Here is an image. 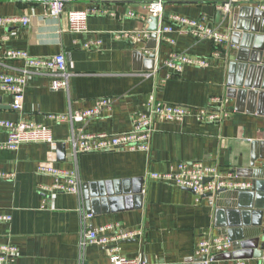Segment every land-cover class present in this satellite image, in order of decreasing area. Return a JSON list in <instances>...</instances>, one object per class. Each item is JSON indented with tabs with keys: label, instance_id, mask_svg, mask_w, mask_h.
I'll use <instances>...</instances> for the list:
<instances>
[{
	"label": "crops",
	"instance_id": "crops-1",
	"mask_svg": "<svg viewBox=\"0 0 264 264\" xmlns=\"http://www.w3.org/2000/svg\"><path fill=\"white\" fill-rule=\"evenodd\" d=\"M223 1L164 0L160 22H168L172 14L201 19L231 38L237 19L251 20L243 7L264 4V0H236L222 12L216 3ZM144 5L142 1L80 0L66 4L60 17L53 18L45 14L41 4L0 0V16L29 18L26 24H0V48L23 50L33 57L63 53L68 73L66 90H52L50 75L29 73L21 112L11 109V95L0 89V119H29L42 124L50 129L54 141L0 149V214L10 216L9 221L0 222V243L16 249L7 264H110L107 247L80 246L82 212L91 215L85 220L86 227L120 222L122 229H138L140 234L135 238L119 243V252L128 258L142 257L146 264H202L194 255L196 244L201 239L226 235L220 224L227 216L219 209L233 206L236 191L224 190L197 200L190 190L155 179L150 173L167 172L179 161L198 160L216 164L222 173L251 183L256 179L245 175L252 169L261 172L258 180L264 181V103L259 105L258 97L237 102L227 94L232 88L228 85L229 63L239 45L229 41L210 66L185 65L179 76L161 83L168 71L162 60L171 48L207 56L213 44L174 29L165 33L174 45H158L152 33L159 20L148 21ZM87 7L105 12L88 16L86 31H69L66 11ZM237 9L238 15L234 13ZM134 29H146L150 35L136 41L115 36ZM254 35L261 40L251 39L248 50L253 52L255 44H262L264 56V34ZM85 44L91 47L85 48ZM22 67V61L5 60L0 73L20 75ZM150 94L162 102L193 107L207 105L210 97L226 96L230 114L220 123H200L193 116L182 121H158L149 152L118 149L74 153L73 133L128 130L132 115L147 111ZM100 97H109L113 103L111 111L98 118L82 122L50 117L90 108ZM0 137L6 139L2 129ZM40 162L73 171L80 180L81 195L45 188L53 179L37 172ZM85 191L95 198L89 210ZM102 193L116 200L101 199ZM263 226L245 228L256 235H248L244 241H251L250 249L262 253L261 257L241 258L246 264H264ZM234 251L232 243L229 251L220 254ZM226 260L218 258L210 264Z\"/></svg>",
	"mask_w": 264,
	"mask_h": 264
},
{
	"label": "built area",
	"instance_id": "built-area-1",
	"mask_svg": "<svg viewBox=\"0 0 264 264\" xmlns=\"http://www.w3.org/2000/svg\"><path fill=\"white\" fill-rule=\"evenodd\" d=\"M19 3H37L44 6L47 16L58 18L64 12L65 5L76 3L80 0H7ZM103 1V0H97ZM112 1V0H110ZM120 1H142L147 11V20L158 17L159 23L156 29L157 44L166 42L169 46L174 45V40L165 36L176 29L177 31L189 34L196 40H208L213 44L211 53L207 56L194 55L187 51H176L170 49L168 56L162 60V66L168 69L165 77L161 80L179 76L185 65L199 68H206L220 58L222 46L230 41V34L219 31L217 28L209 27L201 19H191L178 14L170 15L168 22H160L164 0H120ZM236 0H225L217 2L216 7L222 12L230 9V4ZM264 11V4L257 5ZM105 11L95 7L84 9H71L66 11L68 30L79 33L86 31L88 16L101 14ZM129 15L134 16L131 11ZM137 17V16H136ZM26 16H0V24L5 25L11 22L28 23ZM150 32L146 29H134L131 31H119L116 38L128 39L131 41L140 38H148ZM232 46V45H231ZM234 46V45H233ZM90 48V44H85ZM5 60H19L23 62L20 75H9L0 73V89L12 97L11 109L17 112L23 110L24 84L29 73H42L52 76L50 88L52 90H66L68 88V73L66 72V59L63 53L50 56L33 57L23 50L0 48V65ZM264 64V56L262 58ZM112 100L109 97H100L95 100L90 108L76 110L68 115H51L58 121H82L87 122L98 118L112 109ZM147 111L136 113L131 117V126L128 130L118 133L107 132H76L72 134L74 153L105 152L113 150L126 151H150V140L158 121H182L187 116H193L200 123H220L230 114L229 99L226 96H213L203 107L184 106L174 103H166L155 99L150 94L146 102ZM0 129L6 134V139L0 137V149H17L23 143H54L51 131L42 124L29 119L17 121L0 119ZM39 174L49 175L53 183L44 186L49 190L80 194V180L73 172L55 167L50 162H40L37 165ZM150 176L163 181H171L175 185L190 190L199 200L204 195L213 196L224 190H249L252 187L250 181L236 180L231 173H222L216 164H205L198 160L179 161L175 167L167 172H151ZM89 213L82 212V230L80 234V246L96 244L109 249L110 264H146L142 257L128 258L119 252V243L126 239L135 238L140 234L138 229H122L120 222H108L95 227H86L85 220L90 219ZM10 220L9 215L0 214V222ZM232 242L226 235H218L201 239L197 242L194 255L202 264L213 262L217 254L229 251ZM14 246L0 243V264H7V258L14 255ZM170 264V263H164ZM222 264H246L245 259L231 258Z\"/></svg>",
	"mask_w": 264,
	"mask_h": 264
},
{
	"label": "water",
	"instance_id": "water-1",
	"mask_svg": "<svg viewBox=\"0 0 264 264\" xmlns=\"http://www.w3.org/2000/svg\"><path fill=\"white\" fill-rule=\"evenodd\" d=\"M242 10L247 11L245 15L250 17L251 20L242 21L237 19L233 24L230 41L233 44L239 45V48L235 52V59L229 63L228 85L232 88L229 89L227 94L229 97L234 96L237 102H240L243 98H247L251 102L258 97V101L261 103L258 104L262 105L264 103V64L262 63V46H260L262 44H255L253 46L255 50L250 52L248 50V43L254 37L259 41L261 40L260 37L254 34L255 32L264 34V13L257 6L256 8L243 7ZM234 13L238 15L239 9ZM157 19L158 17H152L150 20L154 22ZM152 36L156 37V32H153ZM243 47L245 48L243 49ZM150 57H153V55H150ZM262 146L264 147V141L262 142ZM246 172L245 176L256 179L252 183V187L249 190L236 191V201L233 203V206L219 209L221 213L227 216V219L220 224V227L222 228V232L232 241L235 251L217 255L214 259L252 256L256 258L262 256L261 251L250 249L253 244L251 241L249 243L248 241H244V237L256 235L253 230L245 229L249 225L260 226L264 223V181L258 180L262 176L261 172L253 171L252 169ZM108 195L111 196L113 194L108 193ZM101 197V199L116 200L112 197L107 199L103 193ZM85 198L89 210V206L95 198H90V195L86 191ZM262 231L264 233V226L262 227Z\"/></svg>",
	"mask_w": 264,
	"mask_h": 264
}]
</instances>
